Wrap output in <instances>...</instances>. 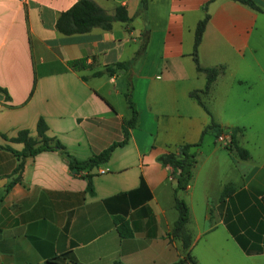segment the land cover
<instances>
[{"label":"crops","instance_id":"0c3cea01","mask_svg":"<svg viewBox=\"0 0 264 264\" xmlns=\"http://www.w3.org/2000/svg\"><path fill=\"white\" fill-rule=\"evenodd\" d=\"M76 1L0 0V264H49L64 253L76 264L177 261L181 241L168 236L177 171L158 157L199 141L211 120L242 128L238 144L250 157L237 158L213 132L203 136L178 192L188 208L189 253L198 264H264V12L234 0L206 9L208 0H147L138 14L140 0H95L108 14L123 5L130 20L64 35L57 18ZM253 1L264 10V0ZM205 14L198 61L224 67L199 93L211 114L191 96L206 82L191 55ZM144 30L145 52L128 70L94 75L131 61ZM75 59L85 66L72 68ZM128 78L137 116L119 144L131 115ZM40 118L47 136L79 160L117 146L79 173L57 150L23 157V144L11 139L23 129L37 139ZM115 217L128 222L130 236L119 235Z\"/></svg>","mask_w":264,"mask_h":264},{"label":"trees","instance_id":"16d2710c","mask_svg":"<svg viewBox=\"0 0 264 264\" xmlns=\"http://www.w3.org/2000/svg\"><path fill=\"white\" fill-rule=\"evenodd\" d=\"M212 1L208 0L207 3L204 4L203 8H207V4ZM240 3L246 4L251 8L262 11L264 10L260 8L253 0H234ZM147 7V0H140V4L138 7V14L143 13ZM208 14L198 21L195 32H194V41H193V49H192V58L195 64V68L198 72H202L206 76L205 87L201 91H193L191 92V96L195 97L199 104L211 114L205 104L202 102L200 94H207L210 90V87L217 75L223 70V66H212V67H203L200 65L197 56L198 46L201 42L202 34L204 31V27L208 21ZM130 18L127 15L126 9L123 5H118L115 8L113 14H108L106 11L99 6L95 0H77L69 9L63 11L56 21L57 30L64 35H73L80 34L90 31L94 27H100L102 29H110L112 23L114 21H128ZM148 41L147 30H144L142 33L141 44L136 52L134 58L128 62H116L111 65L106 66L103 70L96 71L94 73L95 76H100L104 73L113 74L117 70H128L130 65L137 59L141 58L145 52L146 44ZM70 66L74 69H79L84 67L82 59L70 60L68 62ZM131 80L128 78L127 80V90L124 93V97L126 99L128 107L131 109V115L129 119L124 121L123 125V133L124 139L121 143H125L129 135V129L132 128L136 123V110L134 108L132 98H131ZM47 125L43 119H39L36 123V132L37 139L32 138L28 130L23 129L18 131L17 135L13 137L11 140L14 142H21L23 144L22 156H33L38 152L45 150H57L60 154H62L71 169L75 172H80L84 169H92L108 160L110 152L113 150L117 144H113L104 151L99 154L93 155L86 160H79L70 154L64 146L59 141H53L51 138L47 136ZM242 128L240 127H232V128H221L217 123L213 120L203 129L201 133V137L199 141L196 143H184L179 146L177 151L168 152L160 155L158 160L164 165L171 166L174 170L177 171L175 174L176 179V187L174 189V207L177 211V218L170 229L168 236L169 238H177L181 241L180 248V257L177 261L170 264H182L185 261L190 262V264H198L193 257L189 253V244L190 239L186 230L187 222H188V208L182 198L178 196V192L184 191L191 179L193 167L196 163V151L199 146L202 144L203 136L209 132H213L216 138L222 132H227L230 135L229 145L226 147L232 154L236 155L237 158L246 160L250 157V153L247 149L239 146L238 144V136L242 132ZM23 168V162H20L15 172H19ZM19 178V175H18ZM88 191L92 192L91 186H88ZM231 189L229 187H225L219 198L220 205L223 204V198L228 196ZM114 221L118 225V233L121 237L130 236L132 230L127 221H125L122 217H115ZM69 260L67 262L66 260ZM49 264H76L74 258L70 253H64L58 256L51 257L48 260ZM120 264V262H116Z\"/></svg>","mask_w":264,"mask_h":264},{"label":"built area","instance_id":"2783aa9c","mask_svg":"<svg viewBox=\"0 0 264 264\" xmlns=\"http://www.w3.org/2000/svg\"><path fill=\"white\" fill-rule=\"evenodd\" d=\"M216 140L221 146L227 147L229 145V142H230V135L227 132H222L221 134L218 135ZM104 172H105L104 169L99 170V173H104Z\"/></svg>","mask_w":264,"mask_h":264},{"label":"rangeland","instance_id":"374dc122","mask_svg":"<svg viewBox=\"0 0 264 264\" xmlns=\"http://www.w3.org/2000/svg\"><path fill=\"white\" fill-rule=\"evenodd\" d=\"M182 194V193H181Z\"/></svg>","mask_w":264,"mask_h":264}]
</instances>
